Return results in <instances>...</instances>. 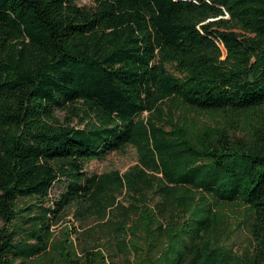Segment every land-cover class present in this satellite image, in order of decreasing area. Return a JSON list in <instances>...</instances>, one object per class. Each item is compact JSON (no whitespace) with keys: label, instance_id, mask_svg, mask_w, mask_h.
<instances>
[{"label":"trees","instance_id":"trees-1","mask_svg":"<svg viewBox=\"0 0 264 264\" xmlns=\"http://www.w3.org/2000/svg\"><path fill=\"white\" fill-rule=\"evenodd\" d=\"M79 1L0 0V264H264V0Z\"/></svg>","mask_w":264,"mask_h":264},{"label":"rangeland","instance_id":"rangeland-1","mask_svg":"<svg viewBox=\"0 0 264 264\" xmlns=\"http://www.w3.org/2000/svg\"><path fill=\"white\" fill-rule=\"evenodd\" d=\"M79 5L86 8H92L94 7V2L92 0H80ZM57 117L61 123H72V125H78L80 122L78 119L73 118L72 115L66 113V112H58ZM201 122L206 123L210 121L209 116H199L198 118ZM137 163V153L136 150L132 147L128 148V151L125 154H117V153H111L108 155V157L104 161H93L90 164H88L86 170L89 173H97L102 174L105 172H110L113 170L119 171L121 174L128 171L130 168H132ZM61 187L58 185L52 189L51 192V198L55 199L56 196L60 193ZM230 216H238L237 208H235L232 212H230ZM70 229V230H69ZM81 226L78 224L77 221H75V217L72 214L67 215L59 224H56L53 227V230L56 234V238L58 240H62L66 234V232L69 230L71 232V235H74V231H81ZM242 231H237L236 237L239 240H237L236 247L238 249H241L246 245L245 237H243ZM71 238V237H70ZM74 237H72L73 239ZM147 249V247L145 246ZM118 264H121L119 262Z\"/></svg>","mask_w":264,"mask_h":264}]
</instances>
